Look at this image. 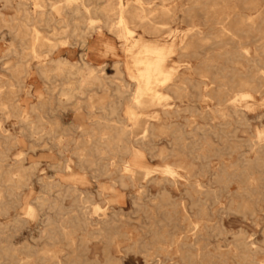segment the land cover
Here are the masks:
<instances>
[{
  "label": "rangeland",
  "instance_id": "rangeland-1",
  "mask_svg": "<svg viewBox=\"0 0 264 264\" xmlns=\"http://www.w3.org/2000/svg\"><path fill=\"white\" fill-rule=\"evenodd\" d=\"M127 1L132 0H123ZM27 3L29 10H33L32 1ZM155 4H158V1ZM87 5L101 9L105 2L91 0ZM261 5L264 7V0H261ZM2 6L3 0H0V8ZM5 13L10 17L13 10L9 9ZM90 17L97 20L98 29L84 37V45L81 44V36L71 37V54L66 56L55 51L45 60L64 57L81 63L84 59L96 68L105 66L103 74L111 77L115 73L111 66L112 60L125 62L126 58L120 42L102 27V16L99 13H91ZM175 19L159 20L167 22L172 35L175 36H181L191 23L197 25L204 33L214 36L227 25L220 11L206 16L202 15V12H196L190 22L183 17L179 9ZM67 21L72 27L82 22L80 18L72 16H68ZM144 30L135 28L133 38L153 41L154 36ZM42 32L45 36H50L46 31ZM12 44H15L12 37L6 33L5 28L0 27V78L3 81L9 79L3 64L11 65L16 62L14 56L2 58L3 52L11 48ZM108 44L114 48L113 57L105 50ZM259 44L261 42L251 44V56L255 55L254 49ZM224 50L220 45L208 44L203 50H199L197 58L179 59L177 55L173 57L179 73H184L186 62L194 68L202 66V61L208 60L213 62L214 68H208L209 78L203 79L208 85L207 90L211 91L209 97L200 100L196 97L198 92L190 89L187 96L178 99L171 95L166 102L171 110L178 109L180 112L176 117L163 118L167 128L162 133L158 132L162 140L157 150L167 147L166 141H171V134H174L177 128L186 136L185 150L166 162L148 153L145 155L147 166L156 171V179L166 177L162 174V169L168 164L182 177L177 180L175 186L163 184L167 194L164 197V207L160 210L156 208L160 200L158 184L152 183L149 191L140 188L138 184L134 187L128 184L125 188L117 186L119 198L116 201V197L99 195L101 187L108 188L111 182L108 178L96 177L95 171L88 168L85 170L86 180L83 187L75 185L83 191L81 196L71 193L59 194L57 187L48 191V184H74L60 179L61 174L54 168L61 162L58 148L51 146L52 140L46 136L41 138L40 134L51 133L48 130L49 123L61 121L66 127H70L76 120L86 121L85 112L80 113L83 118L77 119L73 109L77 103L86 107L88 101L86 98H75L66 102L57 96L62 82L57 77L52 78L46 85L39 78L36 79L34 73L31 74L30 81L23 80L24 83L17 88V103L23 114L0 112V136L13 135L21 141L19 146L8 152L2 167L7 169L6 167L12 166L17 159L25 166L33 163L37 166L31 178L21 186L19 184L16 196L0 197V202L9 207L6 215L0 213V264H106L107 254L120 259V264H145V259H151L149 264L151 261L155 264H252L254 258L251 255L242 257L241 249L237 247L236 242L242 237L254 243L253 250H257L255 260L264 264V155L256 147L264 140V81L254 83L255 88L249 91L251 99L236 102L238 115L230 114L228 108L219 107L215 96L217 86L224 83L227 87H233L231 79L234 75L247 78L259 76L261 72L245 61H235L223 56ZM26 54L27 52L24 54V61L31 68L30 71L34 72L35 65L39 63ZM256 55L262 61L259 69L264 71L262 50L257 49ZM121 77V81H113L108 85L106 95L100 89H95V101L101 98L105 102L118 103L119 118L125 120L124 125L136 133L137 130L127 119L126 112L130 109L136 113L141 110L135 109L132 104L134 86L127 73L124 71ZM193 78L197 79L196 76ZM29 84H36L37 88H29ZM36 89L49 100L48 111L40 112ZM233 90L236 92L238 89ZM59 99L67 104L59 105ZM36 105L37 109L32 110ZM40 115L45 117L47 129L42 131L38 128L32 132L26 126L29 122L37 124ZM87 123L89 121L84 122ZM54 133L58 131L55 130ZM29 134L37 135L30 137ZM258 134H262V140H259ZM65 139L80 142L83 138L71 130ZM251 145L256 146L251 149ZM73 148L74 144L71 143L68 146L70 152L65 153V157H72ZM258 156L262 161L256 162ZM72 159L75 160L73 157ZM72 170L83 175L74 166ZM245 172L249 173L250 179L245 177ZM117 175H114L113 179L117 178ZM67 177L64 176L65 179ZM196 182L199 184L198 188L193 186ZM0 188L4 189L6 186ZM78 205L85 208L80 210ZM28 206L33 207V216L27 215ZM78 214H84L90 220L111 218L114 215L117 224L106 229L103 236H98L93 233V226H74V217ZM73 221L75 224L72 225ZM65 231L69 233L68 237ZM170 238L187 240L185 245H172L169 243ZM52 255L56 258H51ZM221 257L225 260L222 261Z\"/></svg>",
  "mask_w": 264,
  "mask_h": 264
},
{
  "label": "bare ground",
  "instance_id": "bare-ground-1",
  "mask_svg": "<svg viewBox=\"0 0 264 264\" xmlns=\"http://www.w3.org/2000/svg\"><path fill=\"white\" fill-rule=\"evenodd\" d=\"M28 1H32L33 10L31 11L28 8ZM89 1L91 0H3V6L0 8V27L6 29V33L12 37L15 44L3 52L2 58L14 56L16 62L11 65L3 64L4 71L9 74V79L3 81L0 78V112L23 114L17 103V92H19L17 88H20L24 83L23 80L30 81L32 73L44 85L49 84L52 78H60L62 82L57 96L66 102L75 98H86L88 101L85 104L86 107L77 103L73 111L77 119L83 118L80 113L85 112L86 121L89 123L84 124L85 119L76 120L70 127H66L61 121L54 124L49 123L48 130L51 133L40 134L41 138L46 136L52 140L51 146L58 148L61 162L54 168L61 174L60 179L74 184L72 186H61L60 182L53 185L48 184L47 190L52 191L57 187L59 194L71 193L81 196L84 194L83 191L75 185L83 187L86 180L85 170L88 168L95 171L96 177L108 178L111 182L108 188L101 187L99 195L116 197V201L119 198L118 187L125 188L128 184L134 187L135 184H138L140 188L149 191V186L152 183L158 184L160 200L156 208L160 210L164 207L166 201L164 197L167 194L163 184L169 183L175 186L177 180L182 177L178 175L173 166L168 164L162 169V174L169 179L166 177L160 180L156 179L154 177L156 171L147 166L145 155L148 153L150 156L166 162L185 150L187 147L184 144L186 136L180 128L175 129L174 134H171V141H166V148L157 150L158 144L162 140L161 134L158 132L162 133L167 128L163 118L176 117L180 112L178 109L171 110L166 102L171 95L178 99L187 96L190 89H195L198 92L196 97L200 100L209 97L211 91L207 90L208 85L203 79L209 78L208 68H214L213 62L208 60L202 61V66L194 68L190 66L189 62H186L184 73H179L177 62L173 57L177 55L179 59L197 58L199 50H203L208 44H215L225 49L222 52L223 56L235 61H245L256 71H261L259 76L247 78L234 75L231 79L233 87H227L224 83L217 86L215 92L217 105L228 108L230 114L238 115L239 110L236 107V102L251 99L249 91L255 88L254 83L264 81V71L259 69L262 61L256 55L257 49H261L264 55V7L261 5V0H132L127 2L104 0L105 6L97 9L96 7L90 8L87 5ZM156 1L158 4H155ZM153 4L155 5L153 6ZM9 9L13 10V15L10 17L5 13ZM179 9L183 17L190 22L196 12H202V15L206 16L214 15L215 12L220 11L224 15L227 25L219 30L218 35L214 36L211 33H204L197 25L191 23L181 36H175L172 35L168 23L159 20H174ZM91 13H99L102 16V27L120 42L126 58L125 62L112 60L111 66L115 73L111 77H107L106 73L103 74L105 66L96 68L84 59L81 60V63L72 62L69 58L64 57L50 61L45 60L55 51L64 53L66 56L71 54V37L81 36V44H85L84 37L98 29L97 20L90 17ZM68 16L80 18L81 24L70 26V22L67 21ZM135 28L145 29L144 31L149 35L154 36V40L145 41L133 38ZM42 31H46L50 36H45ZM258 42L261 44L255 47V55L251 56L250 46ZM105 50H108L113 57L114 48L111 44H108ZM25 52H27L26 55L32 56L39 63L35 65L34 72L30 71L31 68L24 61ZM124 71L134 86L132 104L135 109L141 110L137 113L134 110H128L126 112L127 119L134 124L133 128L139 130V133L137 131L133 133L131 128L124 125L125 120L119 118L118 103L105 102L101 98L95 101L97 95L94 90L100 89L106 95L109 89L108 85L113 81H121ZM194 76L197 79H194ZM72 80L74 82H71ZM28 86L32 89L37 88L36 84ZM233 89L238 90L235 92ZM119 94L122 95L121 92ZM37 98L40 112L48 111L49 100L39 92ZM59 100V105L67 104L62 99ZM35 109H37V105L32 110ZM50 111L52 112V110ZM46 124L45 117L40 115L37 124L29 122L28 126H25L32 132L38 128L46 131ZM55 130L58 133H54ZM71 130L80 134L83 139L80 142H70L65 139ZM34 135L37 134H29L30 137ZM262 137V134H258L259 140H262ZM262 141L258 146L251 145L250 148L256 146L258 151L264 155V140ZM71 143L74 144L71 155L75 160L72 157H65V153L70 152L68 146ZM20 144L21 141L16 136H0V186H6L4 189L0 188V197L16 196L19 184L21 186L23 182L29 180L37 166L36 163L25 166L17 159V162L12 166L9 165L6 167L7 169H3L2 165L7 160L8 152ZM257 161H262L260 156L256 159ZM73 166L83 175L74 173ZM178 168H182V166H178ZM114 175H117V178L113 179ZM64 176H68L67 179ZM249 176V173L245 172V177L250 179L251 176ZM193 186L198 188L199 184L196 182ZM77 207L80 210L85 208L82 205ZM8 208L7 205L0 202L2 215L7 214ZM94 208L96 209V207ZM26 213L33 216V207H26ZM92 215H94L93 210ZM74 220H76V224L74 221L72 222V225L75 224L74 226L86 227L90 225L95 227L93 233L98 236H103L106 229L115 227L117 224L114 215L111 218L90 220L84 214H78ZM62 229L64 232L65 228ZM65 233L68 237L69 233L67 231ZM164 240L167 241L166 238ZM185 240L187 238L184 240L183 238H170L169 243L185 245ZM70 241L72 240L70 239ZM236 244L241 249L242 257L246 258L251 255L254 258L252 264H259L255 260L257 250H253L254 243L250 240L246 241L242 237L237 240ZM105 257L106 264H120V259L112 258L109 254ZM51 258L55 259L56 256L52 255ZM150 260L145 259V264H149ZM221 260L224 261L225 258L221 257ZM150 264H155V262L151 261Z\"/></svg>",
  "mask_w": 264,
  "mask_h": 264
}]
</instances>
